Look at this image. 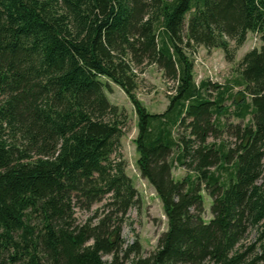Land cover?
<instances>
[{
    "label": "trees",
    "instance_id": "obj_1",
    "mask_svg": "<svg viewBox=\"0 0 264 264\" xmlns=\"http://www.w3.org/2000/svg\"><path fill=\"white\" fill-rule=\"evenodd\" d=\"M249 33L262 46L238 64L245 89L233 114L252 123L234 128L230 148L208 141L222 128L227 89L196 85L187 53L220 49L232 62ZM145 65L174 82L161 114L134 94L133 67ZM106 80L133 107L136 165L167 221L146 257L121 237L137 191L120 153L127 115L107 100ZM174 164L193 177L175 181ZM101 202L100 216L76 224L77 205ZM131 256L130 264H264V0H0V264Z\"/></svg>",
    "mask_w": 264,
    "mask_h": 264
},
{
    "label": "rangeland",
    "instance_id": "obj_2",
    "mask_svg": "<svg viewBox=\"0 0 264 264\" xmlns=\"http://www.w3.org/2000/svg\"><path fill=\"white\" fill-rule=\"evenodd\" d=\"M261 46L260 35L249 33L244 44L236 51L232 62L225 60L224 53L220 49L207 50L204 47L192 45L188 50L187 54L193 61V80L195 84L198 85L204 81L217 86L219 88L218 92L227 89L223 104L227 108V112L221 117L222 128L215 137L208 139L209 142L223 143L233 148L237 141L233 135L234 128L252 123V116L250 115L241 120L233 114L235 111L234 102L240 100V96L245 89L239 74L238 64L247 52L253 49L259 50ZM133 74L136 82L134 91L136 98L149 113H163L168 106L169 96L173 94L174 82L164 78L162 71L156 65L133 67ZM106 82L107 88L104 89V93L107 100L127 115V124L120 141V153L125 162V173L137 191V202L127 213L122 226L121 237L124 241V248L137 240L140 245V255L146 257L156 249L159 237L167 229V221L154 189L141 176L136 165L138 154L135 151L134 139L137 136V118L133 107L119 86L111 81L106 80ZM218 92L209 89V99L215 100ZM177 132L178 134H184V128L179 129ZM229 165L227 166L229 167ZM186 175L193 177V174L187 169L173 165L171 176L175 181H181ZM226 175L224 173L225 177ZM202 195L204 198L202 217L208 222L212 218L210 213L212 200L204 190H202ZM103 205L104 202L96 203L89 211L77 205L74 208L76 224H85L94 216H100L103 212ZM254 237L255 232L251 231L247 236V241L253 240ZM129 258L122 264H130L132 256ZM103 259L110 261L112 257L111 255H105Z\"/></svg>",
    "mask_w": 264,
    "mask_h": 264
}]
</instances>
